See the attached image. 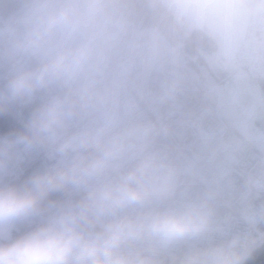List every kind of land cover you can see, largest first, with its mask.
I'll list each match as a JSON object with an SVG mask.
<instances>
[{
  "label": "clouds",
  "instance_id": "clouds-1",
  "mask_svg": "<svg viewBox=\"0 0 264 264\" xmlns=\"http://www.w3.org/2000/svg\"><path fill=\"white\" fill-rule=\"evenodd\" d=\"M143 8L170 31L135 34L132 0H0V67L10 66L0 115L47 94L22 131L0 139V176L21 149L40 145L58 157L20 185L0 183V264H247L264 248V159L222 186L208 165L161 143L174 133L163 101L180 80L143 110L129 102L124 72L166 59L177 38L193 34L224 66L264 53V0H144ZM205 147L210 164L219 148ZM70 193L80 195L56 198Z\"/></svg>",
  "mask_w": 264,
  "mask_h": 264
},
{
  "label": "built area",
  "instance_id": "built-area-1",
  "mask_svg": "<svg viewBox=\"0 0 264 264\" xmlns=\"http://www.w3.org/2000/svg\"><path fill=\"white\" fill-rule=\"evenodd\" d=\"M154 30L162 32L159 27H134L137 35ZM188 52L178 44L174 45L166 59L158 63L147 60L130 63L124 69L128 81L129 102L143 110L158 105L161 103L164 84L179 79V90L163 101L165 110L171 113L170 122L174 133L161 143L171 147L181 159L208 165L212 175L222 186L226 187L230 181L239 183L241 176L255 171L258 163L264 159V131L240 111L204 64H193L197 56ZM236 66L245 68L251 76L264 79V53L246 56ZM0 72L8 78L10 66L6 64L0 67ZM46 98L47 96L36 93L31 99L42 103ZM206 143L219 148L216 158L210 164ZM44 153V158L51 167L58 157L50 154L48 149ZM24 159L21 149L18 157L1 176L5 179L3 184L9 185L12 180L22 175L21 164ZM79 195L80 193L64 194L61 200L76 199ZM260 202L258 199L255 203L258 206ZM44 219L41 217L32 221L18 235L35 228ZM245 227L241 222L237 230ZM259 230L264 231V225H260Z\"/></svg>",
  "mask_w": 264,
  "mask_h": 264
},
{
  "label": "trees",
  "instance_id": "trees-1",
  "mask_svg": "<svg viewBox=\"0 0 264 264\" xmlns=\"http://www.w3.org/2000/svg\"><path fill=\"white\" fill-rule=\"evenodd\" d=\"M132 3L134 5L133 26H136L138 29L146 28L148 26H153V27L158 26L163 32L170 31V25L166 18H164L163 16H156V15L150 14L144 10L143 8L144 0H132ZM180 41H182L185 49L189 51V53L198 54V57H199L198 62L205 63L210 69L211 73L214 74V77L218 79L219 81H221V83L224 85V78L228 74H225L224 72L220 70V68L216 67L215 65L216 63L213 64V62L210 63L209 61H207L202 53L203 51L207 50L206 48L212 49L211 44L205 38L197 34H193L192 36L188 38L179 37L175 40L174 44ZM248 77H250V75ZM250 80H252L257 86H259L261 89L264 90V80H262L261 78L254 79L251 77H250ZM6 82H7V79H5L4 75L0 73V88H2L6 84ZM224 88L232 97H234L233 99L236 101L237 105H239V107L242 108L238 100L239 97L237 96L234 89H231L230 87H227L226 85H224ZM39 105L40 104L35 100H32V101L24 100V101H20V102L10 105L8 111L0 115V139L13 138L16 133L22 131L25 123L30 118L32 111ZM252 120H254L255 123L264 130V128L262 127L261 123L258 120H255V119H252ZM44 149H45L44 147L37 145L31 148L30 150L25 151L27 161L25 164L26 171L24 175L28 173V171L32 167L31 165H34L36 162L37 163L41 162L40 155ZM19 179L17 181H19ZM17 181H15V183H17ZM15 183L13 184L15 185ZM62 197H63V194H57L56 198L62 199ZM27 224L28 223L18 224L19 228L17 227L13 231L12 235H16L21 230H24ZM247 264H264V248H261L257 252L256 256L250 259L247 262Z\"/></svg>",
  "mask_w": 264,
  "mask_h": 264
},
{
  "label": "rangeland",
  "instance_id": "rangeland-1",
  "mask_svg": "<svg viewBox=\"0 0 264 264\" xmlns=\"http://www.w3.org/2000/svg\"><path fill=\"white\" fill-rule=\"evenodd\" d=\"M178 43H182V41ZM206 49V51L202 52L206 60L210 63L213 62V64L216 63V67L220 68V70L225 74H228L224 78V85L234 89L237 96L239 97L238 100L241 104V107L243 108V112L247 113L252 119L258 120L264 128V90L257 86L252 80H250V77H248L249 75H247L245 71L240 70L232 72V66H224L216 62L214 59L213 49ZM17 227L18 225L15 227V229Z\"/></svg>",
  "mask_w": 264,
  "mask_h": 264
},
{
  "label": "crops",
  "instance_id": "crops-1",
  "mask_svg": "<svg viewBox=\"0 0 264 264\" xmlns=\"http://www.w3.org/2000/svg\"><path fill=\"white\" fill-rule=\"evenodd\" d=\"M47 164H45L44 162H36L34 165H31L32 167L30 168V170L28 171V173H26V175L23 176V178L21 177L19 179V181H17V183H15V185H20L22 184L28 177H30L32 174L38 172V171H43L47 169Z\"/></svg>",
  "mask_w": 264,
  "mask_h": 264
}]
</instances>
